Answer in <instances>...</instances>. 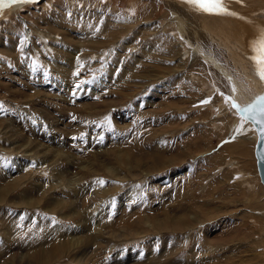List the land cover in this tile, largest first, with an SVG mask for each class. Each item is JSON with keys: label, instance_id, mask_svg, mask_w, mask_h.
<instances>
[{"label": "rangeland", "instance_id": "rangeland-1", "mask_svg": "<svg viewBox=\"0 0 264 264\" xmlns=\"http://www.w3.org/2000/svg\"><path fill=\"white\" fill-rule=\"evenodd\" d=\"M256 1L244 9L264 16ZM200 13L182 0L0 13V264H264L257 134L237 132L231 107L263 87L222 45L225 16Z\"/></svg>", "mask_w": 264, "mask_h": 264}, {"label": "snow or ice", "instance_id": "snow-or-ice-1", "mask_svg": "<svg viewBox=\"0 0 264 264\" xmlns=\"http://www.w3.org/2000/svg\"><path fill=\"white\" fill-rule=\"evenodd\" d=\"M34 2L35 0H0V13L14 5H25ZM182 2L192 7L193 10L206 15H234V13L227 11L225 0H182ZM249 53L250 55L247 58L252 62L256 76L264 85V31L260 33L257 39L250 41ZM233 91H235V88H233ZM208 102L207 100L203 101V103ZM231 107L236 110L242 121L241 126L237 128V132L241 131L243 123H251L253 129L258 133V140L264 141V94L258 96L245 107H241L235 101H232ZM2 110L3 106L0 105V111ZM99 183L103 185L105 182L99 181Z\"/></svg>", "mask_w": 264, "mask_h": 264}, {"label": "bare ground", "instance_id": "bare-ground-1", "mask_svg": "<svg viewBox=\"0 0 264 264\" xmlns=\"http://www.w3.org/2000/svg\"><path fill=\"white\" fill-rule=\"evenodd\" d=\"M232 1V0H230ZM263 2L264 0H259L256 2ZM228 2V1H227ZM225 1L226 4V8L228 12H231V7H232V11L231 13H234V15H224L225 17H218L219 19L216 20L217 22L213 21L214 25H217L220 29L222 30L221 33H223L225 36L222 35V38L224 37V39L226 41H222V45L227 49V50H233L236 54V58H238L240 61H244L243 58H246L242 55H240V52L243 53V55H246L247 57L250 55L249 53V43L250 41H253L255 39L258 38V36L260 35V33L262 31H264V19H261L262 17L264 18V16L260 15V12L256 10H248V9H244V7L249 6L247 4L252 3V0H233L231 2V4H228ZM178 3V2H177ZM171 4V3H170ZM180 4V2L178 3ZM261 5V4H260ZM169 6V5H168ZM182 9H179L177 11H182L183 12V8H185L186 6L181 5ZM231 6V7H229ZM17 7V5H16ZM170 7V6H169ZM190 7V6H189ZM14 8V6L7 8L6 10H4L1 14H8L9 11H11V9ZM20 8V7H19ZM171 8V7H170ZM178 8V7H177ZM181 8V7H179ZM188 8V7H187ZM262 8H264V6H262ZM261 8V9H262ZM21 9V8H20ZM176 9V8H175ZM191 9V8H189ZM244 9V10H243ZM17 10V9H15ZM170 10V9H169ZM243 10V11H242ZM260 10V9H259ZM264 10V9H263ZM262 13V10H260ZM188 12V11H187ZM171 13V12H170ZM176 13V12H175ZM185 13V12H184ZM189 13V12H188ZM237 13H241V17H237ZM248 13H251V15H249ZM0 14V15H1ZM180 14V12H179ZM178 14V15H179ZM190 14V13H189ZM187 14V15H189ZM198 14V13H197ZM201 14V13H200ZM199 14V15H200ZM259 14V17H258ZM264 15V13H262ZM186 15V14H184ZM191 15V14H190ZM205 15V14H204ZM2 16V15H1ZM0 16V17H1ZM5 16V15H4ZM214 16V15H213ZM257 16V17H256ZM175 17V16H174ZM178 17V16H177ZM192 17V16H191ZM211 18V17H210ZM182 20V19H181ZM212 19H209V21ZM179 21V19H178ZM206 21V20H205ZM212 22V21H211ZM196 23V22H195ZM208 25V24H207ZM220 25V26H219ZM224 25V26H223ZM194 27V26H192ZM208 28V27H207ZM203 29V27H202ZM214 29V28H213ZM199 32V31H198ZM196 33V32H195ZM203 33V32H202ZM217 33V32H216ZM258 34V36L256 35ZM210 36L212 37L213 35L210 34ZM214 37V36H213ZM214 42V41H213ZM212 42V43H213ZM215 43V42H214ZM248 59V58H247ZM250 61V60H249ZM251 61H250V65H251ZM246 73V72H245ZM247 74V73H246ZM259 79V78H258ZM200 81V80H199ZM246 83L250 84V85H255V86H259L260 87V91H261V87H263V90L261 91L262 94H264V85L261 84V82L257 81L255 79L254 76H251L249 78H247L245 80ZM213 83V82H212ZM258 83H260V85H258ZM239 84V83H238ZM207 85V83H206ZM213 85V84H212ZM232 85L236 86V83L232 82ZM244 85V84H242ZM208 86V85H207ZM236 88V87H234ZM255 88V87H254ZM239 122V121H237ZM236 122V123H237ZM248 127H251L250 123H247ZM245 129V128H244ZM257 134V131H256ZM258 137V134H257ZM61 202V201H60Z\"/></svg>", "mask_w": 264, "mask_h": 264}, {"label": "water", "instance_id": "water-1", "mask_svg": "<svg viewBox=\"0 0 264 264\" xmlns=\"http://www.w3.org/2000/svg\"><path fill=\"white\" fill-rule=\"evenodd\" d=\"M254 154L256 157V167L258 170L260 181L264 186V141H259L258 137L255 144Z\"/></svg>", "mask_w": 264, "mask_h": 264}]
</instances>
